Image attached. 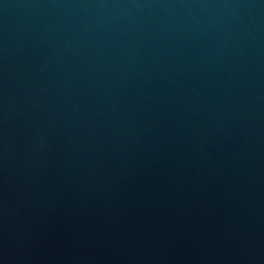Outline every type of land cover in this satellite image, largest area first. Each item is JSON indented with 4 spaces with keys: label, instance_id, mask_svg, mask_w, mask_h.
Here are the masks:
<instances>
[{
    "label": "water",
    "instance_id": "95a60500",
    "mask_svg": "<svg viewBox=\"0 0 264 264\" xmlns=\"http://www.w3.org/2000/svg\"><path fill=\"white\" fill-rule=\"evenodd\" d=\"M0 264H264V0H0Z\"/></svg>",
    "mask_w": 264,
    "mask_h": 264
}]
</instances>
